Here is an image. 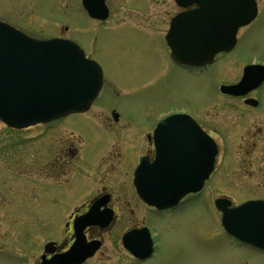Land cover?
I'll use <instances>...</instances> for the list:
<instances>
[{
	"label": "rangeland",
	"instance_id": "1",
	"mask_svg": "<svg viewBox=\"0 0 264 264\" xmlns=\"http://www.w3.org/2000/svg\"><path fill=\"white\" fill-rule=\"evenodd\" d=\"M106 1L109 16L95 20L83 10L80 0H0L1 19L18 22L36 38L69 37L103 66L107 84L99 99L88 112L71 114L67 119L69 127L86 141L80 147L85 151L82 173L77 174L69 192L74 193L72 200L79 199L77 203L84 198L86 190L82 189L87 187L88 178L100 175L94 154L108 150L109 129L150 128L154 117L164 110L171 86L166 72L173 66L164 33L170 16L177 11L175 1ZM259 10L256 19L241 30L236 49L264 50V0H259ZM189 78L171 81L186 83L191 95L195 92ZM211 87V79L205 78L203 95ZM112 110L120 113L119 122L112 118ZM41 128L18 132L0 122V245L5 246L0 248V264H26V256L34 259L42 241L60 240L65 235L62 225L68 211L60 210L61 200H68V195L58 190L56 181L39 178L34 164L39 150L48 155V146L41 139L28 137ZM153 224L158 226L157 244L172 249L167 264H223L225 257H232L235 264H264L257 258L260 254L246 255L229 246L212 198L196 199L155 218ZM104 240L116 242V231ZM122 260L125 257L114 254L109 264ZM88 264L103 263L96 255Z\"/></svg>",
	"mask_w": 264,
	"mask_h": 264
},
{
	"label": "flooded vegetation",
	"instance_id": "2",
	"mask_svg": "<svg viewBox=\"0 0 264 264\" xmlns=\"http://www.w3.org/2000/svg\"><path fill=\"white\" fill-rule=\"evenodd\" d=\"M194 7L195 5L186 8L177 7V11ZM171 19L172 16L169 23ZM252 63L264 66V50L236 48L224 50L215 55L210 65L199 67L172 61L173 68L166 72L171 86L167 94L169 96H166L164 110L158 115L161 117L178 113L190 115L217 145L210 178L205 182L202 190L185 197V205L196 199L203 201L204 198H212L215 201L219 197L230 199L231 206L247 200H264V79L255 87L244 86L238 94L222 90L223 85L237 84L243 77L244 68ZM188 77L195 92L191 95L187 93L186 83L184 85L171 81L184 80ZM205 78L211 79L212 82L207 95H203ZM255 80L248 84H253ZM104 82L107 83L106 79ZM111 115L115 122H119L120 113L114 110ZM67 122L63 118L45 124L49 127L46 133L42 132L39 137L40 142L48 146V155L43 154V150H39L34 161L37 176L56 181L57 188L60 186L58 190L66 193L68 195L66 198H69L61 200L63 205L60 211H68V218L62 225L65 235L51 246L53 252L46 256L50 258L69 248L73 242L75 217L87 213L90 207L98 202L96 213L102 216L100 218L112 214L113 219L104 228L97 224L88 225L85 233L88 240H102V246L95 254L99 256L101 263L109 264L115 254L118 258L125 257V260L119 264H167L172 249L157 244L153 228L158 226L153 224V221L157 217L169 215L171 211L158 210L147 205L137 194L134 185V171L140 159L147 157L150 162L156 159V123L148 129L142 125L134 128L125 126L119 131L109 129L112 134L107 140L110 144L108 150L104 153L100 149L94 154L100 175L88 178L87 187L82 189V191L86 190L82 194L84 198L77 203L79 199L72 200L74 193L69 194V192L77 174L82 173L80 163L84 159L85 151L80 147L86 141L82 135L76 134ZM210 179L212 183H209ZM55 194L57 200H60L59 194L54 193L53 196ZM99 221L103 220L99 219ZM145 227L150 229L154 238L153 251L149 257L140 259L125 248L123 237L129 231L142 230ZM113 231H116L118 240L106 242L105 236ZM228 238L229 246L236 248L235 251L246 255L260 254L257 258L264 260V251L231 236ZM43 254L44 246L40 245L31 264H39ZM222 262L235 264L232 257H225ZM83 264H88V261Z\"/></svg>",
	"mask_w": 264,
	"mask_h": 264
},
{
	"label": "water",
	"instance_id": "3",
	"mask_svg": "<svg viewBox=\"0 0 264 264\" xmlns=\"http://www.w3.org/2000/svg\"><path fill=\"white\" fill-rule=\"evenodd\" d=\"M177 1L182 5L196 3L198 8L177 14L166 38L172 56L193 65L211 62L218 51L234 47L239 27L250 23L258 11L256 0ZM83 5L93 17L108 16L104 0H83ZM257 66L246 67V73ZM101 87V67L86 58L75 42L34 39L0 22V118L9 125L24 127L85 110ZM176 123L177 128H184L187 149L181 143L162 144L158 164L152 167L143 162L136 172L140 195L159 208L175 205L187 192L199 189L212 168V140L190 119ZM169 126L168 120L160 122L158 136L166 137L164 130ZM221 209L223 224L230 233L264 248V202ZM84 218L91 219V214ZM131 235H126L125 242L133 249ZM76 237L71 249L54 264L79 263L99 246V242H86L83 223L77 226ZM141 241L151 243L148 235Z\"/></svg>",
	"mask_w": 264,
	"mask_h": 264
}]
</instances>
